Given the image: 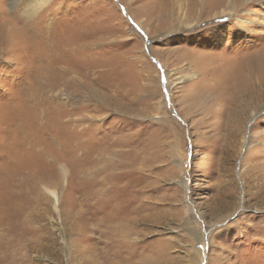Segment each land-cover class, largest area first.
Instances as JSON below:
<instances>
[{
    "label": "rangeland",
    "instance_id": "rangeland-1",
    "mask_svg": "<svg viewBox=\"0 0 264 264\" xmlns=\"http://www.w3.org/2000/svg\"><path fill=\"white\" fill-rule=\"evenodd\" d=\"M24 1L0 0V264H264L260 0Z\"/></svg>",
    "mask_w": 264,
    "mask_h": 264
},
{
    "label": "bare ground",
    "instance_id": "bare-ground-1",
    "mask_svg": "<svg viewBox=\"0 0 264 264\" xmlns=\"http://www.w3.org/2000/svg\"><path fill=\"white\" fill-rule=\"evenodd\" d=\"M47 1L48 0H26V1H24V3L26 4V10H27L26 13H27V15H29L31 12H35L36 10H38ZM29 2H31V3H29ZM32 2H34V3H32ZM260 3H262L264 5V0H260ZM230 9H231V7H230ZM195 74L196 73L191 72V71L182 72L181 74H178V76L176 77L175 81L178 84L179 83H183L186 80L192 79L193 77H195ZM63 172H65V170H63ZM47 192L50 193L51 195L55 196L56 199H57V191L56 190L48 189Z\"/></svg>",
    "mask_w": 264,
    "mask_h": 264
}]
</instances>
